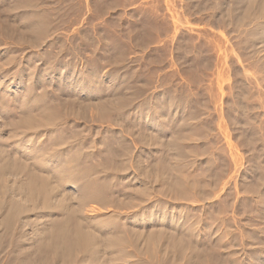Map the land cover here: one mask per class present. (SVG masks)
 Listing matches in <instances>:
<instances>
[{
  "label": "rangeland",
  "instance_id": "rangeland-1",
  "mask_svg": "<svg viewBox=\"0 0 264 264\" xmlns=\"http://www.w3.org/2000/svg\"><path fill=\"white\" fill-rule=\"evenodd\" d=\"M0 25V264H264V0Z\"/></svg>",
  "mask_w": 264,
  "mask_h": 264
},
{
  "label": "bare ground",
  "instance_id": "bare-ground-1",
  "mask_svg": "<svg viewBox=\"0 0 264 264\" xmlns=\"http://www.w3.org/2000/svg\"><path fill=\"white\" fill-rule=\"evenodd\" d=\"M16 24V23H15ZM0 27H1V25H0ZM11 28V27H10ZM4 29V28H3ZM1 30V29H0ZM2 32V31H1ZM0 37H1V39L0 40H3L2 39V35H1V33H0ZM3 37H4V35H3ZM4 42V41H3ZM8 48V47H7ZM1 50V49H0ZM20 55V54H19ZM14 57V56H13ZM15 58V57H14ZM10 62V61H9ZM19 62V61H18ZM2 63H3V61H2ZM1 63V64H2ZM13 63V62H12ZM16 64V63H15ZM0 68H3V67H0ZM4 72V71H3ZM1 70H0V74H2L3 73ZM9 73V72H8ZM3 76V75H2ZM2 80V79H1ZM1 82V81H0ZM4 87V86H3ZM4 90V89H3ZM29 118V117H28ZM26 119V118H25ZM31 119V118H30ZM36 119V118H35ZM6 160V159H5ZM24 161V160H23ZM18 167V166H17ZM2 168V167H1ZM32 168V167H31ZM12 169V168H11ZM35 169V168H34ZM32 170V169H31ZM36 172V171H35ZM34 173V172H33ZM2 174V173H1ZM37 174V173H36ZM11 176V175H10ZM8 177V176H7ZM36 177V176H35ZM39 177V176H38ZM44 179V178H43ZM43 179H41V180H43ZM46 180V179H45ZM34 181V180H33ZM38 181V180H37ZM36 181V182H37ZM31 182V181H30ZM5 183V182H4ZM40 183V182H39ZM43 183V182H42ZM44 183H46V182H44ZM35 185H36V183H34ZM38 184V183H37ZM4 185V184H3ZM33 185V184H32ZM43 185V184H42ZM46 185V184H45ZM29 186V185H28ZM37 186H39V184L37 185ZM36 186V187H37ZM47 186V185H46ZM49 187V186H48ZM6 188V187H5ZM35 189V188H34ZM37 189V188H36ZM10 190V189H9ZM33 190V189H32ZM38 191V190H37ZM47 192V191H46ZM43 193V192H42Z\"/></svg>",
  "mask_w": 264,
  "mask_h": 264
}]
</instances>
